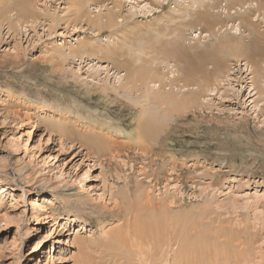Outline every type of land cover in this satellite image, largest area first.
Returning a JSON list of instances; mask_svg holds the SVG:
<instances>
[{"label":"rangeland","instance_id":"1","mask_svg":"<svg viewBox=\"0 0 264 264\" xmlns=\"http://www.w3.org/2000/svg\"><path fill=\"white\" fill-rule=\"evenodd\" d=\"M242 1L0 0V264H137L91 241L121 226L120 202L154 205L201 264L264 263V53L249 63L222 40L249 41L244 15L264 40L260 0ZM206 11L225 23L208 29ZM203 56L210 80L195 74L186 106L127 78L157 71V94L181 100L173 78Z\"/></svg>","mask_w":264,"mask_h":264},{"label":"bare ground","instance_id":"2","mask_svg":"<svg viewBox=\"0 0 264 264\" xmlns=\"http://www.w3.org/2000/svg\"><path fill=\"white\" fill-rule=\"evenodd\" d=\"M240 2H243V1L242 0H228L230 7L234 3L236 4V3H240ZM34 3L35 2L33 1L31 6H29V7L27 6V8H29L28 10H31V12L36 6V4L34 5ZM216 6H217L216 4H212L208 9H215ZM24 7L26 8V5ZM258 9H264V0H260L258 2ZM250 11L254 12V9H252ZM213 13L214 12H210V11L200 12V13H198L197 20L203 21L206 24V27L208 29H212V26L214 24L216 25L218 22L219 23H221V22L225 23L221 16L219 18L218 16L214 15ZM228 17H232V15H228ZM240 19H241L240 20L241 23L250 32L251 38H249V41L238 42V40H236V39L233 40L234 38H232V36L231 37L227 36L222 40L225 43L227 42L224 45H225V48L227 49L228 52H230L232 54L237 52L235 54H238L239 56L245 57L246 59H248V62L250 63V62H253L255 60L254 58L256 56L264 53V45L262 44V43H264V40H263V36L261 37L260 34L258 33L257 26L254 25V23L251 20L249 15L241 16ZM218 20H220V21H218ZM254 26H255V28H254ZM220 40L221 39H219V41ZM221 42L222 41L218 42V44L221 45ZM213 49H214V47H213ZM209 51H208V53H209ZM214 52L216 53V50H214L213 53L210 52L213 55L209 54L210 58H207V59H208V62L210 61L211 64L214 65L215 71L220 72V70L222 68H224V64H223L224 59L222 58L221 55L215 54ZM224 52H225V50H224ZM205 59H206V57H204V56L200 57L199 60H196V59L192 60L191 61L192 63H190L189 65L187 64L185 67L181 68V71L184 74V78L180 79V78H176V76H174L175 77V78H173V82H175L174 84L176 86H180V81L183 80V81L188 82L183 87L186 88L188 86V88H190L191 86H189L188 84H192V86H193V84H196L197 81L199 80V78H197V79L194 78L195 74L202 73V74H204V77H203V79H201L203 81H201L200 85L201 84L204 85L205 84L204 81L210 80V73L208 75L204 69V63L207 61V60L205 61ZM125 66L127 67V65H125ZM128 68H130V66H128ZM156 74L158 75L157 71L151 70V73L148 74L147 76L144 74H141L140 77H136V76L134 77V76H131L130 74H127L128 75L127 78H128V80H130L131 83L133 82L134 85L140 81L142 86H144V87L147 86V88H149L151 91H154L156 94L150 95L153 103L161 105V103L167 104L170 102V103H173L175 105L178 104V105H184V106H186L187 104L190 103L191 98L193 96L190 93H193V92L195 93V91H193L194 86L192 87L191 91H189L188 88L184 89L185 93L183 94L181 100H179L176 97L177 93H170L169 92L167 94H165V93L157 94L158 90L154 89L155 82H156L155 79L157 76ZM159 75H158V77H159ZM203 85H201V86H203ZM156 86H158V85L156 84ZM127 88L129 89V86ZM123 89H124V85H123ZM181 89H182V86L179 88V90L181 91ZM195 89H197V88H195ZM134 91H136V90H134ZM194 95L197 96V93H195ZM190 96H191V98L189 99ZM92 141H93V138L91 136L84 138V142L87 143L88 145L91 144ZM127 204H128V206H126ZM127 204L125 205V204L120 202V203H117L114 205V208H117V211L113 212L112 214H114V216L116 217V219L118 221L123 220L121 226H119L118 228H112L111 230H105L101 235L102 237H98L101 239V241L100 240L97 241L96 239H93V240H91L93 244H96V246L101 249V246L106 245L105 242L111 241V242L115 243L116 245H118L119 254H121V255L122 254L125 255L124 249L127 250V248H129V252L132 253L134 258L137 259V264H199L201 253L199 252V250H198L199 248L197 246H194V245L189 244L187 242L175 240V238L167 236V235H161L160 227H159L157 221L155 220V218H156L155 217V211L157 209L154 205H151V204H145L144 205V204L139 203V205L134 204L133 206H130L132 203H130V205H129V203H127ZM110 212H112V211H109V213ZM107 217H109V216H103L102 218L97 219L98 223L96 222V225L97 224H106L108 221ZM111 219L113 220L112 217H111ZM77 242L81 246V249H82V247L85 246V241L82 240V238H81V240L77 239ZM59 243H64V242H62V240H59ZM97 258L98 257H96V259ZM123 258H124V256H123ZM256 258H257V255H255V254H250V253L243 254V253H241L240 255L238 254L236 256L235 262H236V264H252ZM97 261L98 260H96L94 262V260L92 258L88 262L91 264H96ZM101 263H102V261H101ZM97 264H99V263L97 262ZM200 264H201V262H200ZM253 264H264V263L263 262H260V263L254 262Z\"/></svg>","mask_w":264,"mask_h":264}]
</instances>
